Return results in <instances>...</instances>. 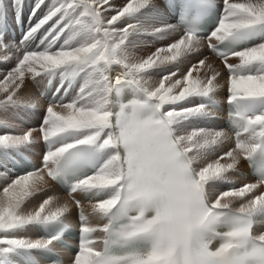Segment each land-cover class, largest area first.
Returning a JSON list of instances; mask_svg holds the SVG:
<instances>
[{"label":"snow or ice","instance_id":"6c2138e0","mask_svg":"<svg viewBox=\"0 0 264 264\" xmlns=\"http://www.w3.org/2000/svg\"><path fill=\"white\" fill-rule=\"evenodd\" d=\"M164 7L34 0L17 44L5 39L8 17L23 26L24 0H0V65L15 60L0 79V116L35 113L47 100L38 127L0 118L4 167L45 146L40 167L0 189V264H40V255L63 264L57 247L68 248L73 206L80 228L71 264H264V231H255L264 225V0ZM178 33L137 57V48ZM205 46L227 72L231 137L207 126L219 120L225 84L207 56L192 62ZM28 80L43 90L22 96ZM230 139L234 147L220 153ZM242 161L256 182L237 187ZM49 181L66 186L70 201L47 196L29 207ZM33 228L45 235H26Z\"/></svg>","mask_w":264,"mask_h":264},{"label":"bare ground","instance_id":"6f19581e","mask_svg":"<svg viewBox=\"0 0 264 264\" xmlns=\"http://www.w3.org/2000/svg\"><path fill=\"white\" fill-rule=\"evenodd\" d=\"M27 2V1H26ZM29 4L28 5H24V11H23V19L27 25V28L29 27V21H28V16H29V12L34 4V0H29L28 1ZM114 2L117 5H123L126 0H114ZM159 6L161 7V9H163L165 12H167V9L164 7V0H157ZM218 4L221 3V0H217ZM10 15V14H9ZM38 15H40L38 13ZM11 16V15H10ZM10 18V17H8ZM169 18L172 20V22L175 23V18L171 15H169ZM14 19V18H13ZM32 23H35V21L33 20ZM179 36V33L176 36H173L170 38V40H166L163 41L165 44L171 42V40L177 39ZM22 35H19L17 37V40L15 42H17V44L19 43V41L21 40ZM161 42L155 43V44H150V46L148 47H143L141 46L140 48L136 49V55L137 57H146L147 55H149L151 52L155 51V49L160 45ZM206 44V41H205ZM206 48V49H205ZM205 48L203 49L201 55L199 57H194L192 59V62H195L196 59H200L203 58L204 56H207L209 58V63L214 64L215 66H217L222 72H223V77L221 79V84H225V87L221 89L220 93L218 94V99L221 102L222 111H219L217 113V115L219 116V120L217 122H214L210 125L212 128H216V129H222L223 131L227 132L229 134V136L231 137V134L224 128H222L224 121L226 119V112H225V108H226V97H227V91H226V79H227V72L225 69H223L222 63L219 59H217L215 56H213L209 50L207 49V47L205 46ZM14 61V60H13ZM12 61V62H13ZM12 62L9 64H3L0 65V79L3 78V76L6 74L7 70L9 68H11ZM231 63H236L235 60L230 61ZM188 68V64L186 63L181 69H180V73L183 74ZM160 78V73H157L154 75L153 78V85H155L158 80ZM44 88V84L41 83L39 85L34 84L31 82V80H28L26 83V87L24 88V90L21 92L22 96H27V95H37L41 90H43ZM40 103L43 107H41L38 111H36L35 113L32 112H26L23 109L18 110V111H10L8 113L7 116H0V118L2 119H7L9 122H12L14 124H17L20 126V129H27V128H35L39 126V123L44 115V109L47 107V102L45 101V99H41ZM3 131H5L4 129H0V133H2ZM231 147H234V141L233 140H229L228 142H226L222 148L220 149V153L225 152L227 150H229ZM29 155H31L36 161H39L40 158H42L43 155V143L41 142L35 149L33 152L28 153ZM7 166L4 167L2 164H0V173H4L7 172V177L5 178L4 176L0 175V189H2L3 186L6 185V183L10 182L11 179L15 178L16 175L14 173H12V171L9 168V160L4 162ZM239 172L240 173H244L246 175V177H242V176H235L234 180H235V186L239 187L243 184L246 183H255L256 181L253 180L250 176H249V170H248V166L246 161H242L240 166H239ZM49 190L46 192L41 193L40 195H38L37 197H35L31 204L29 205V207L34 208L36 206H38V204L47 196H54L57 198V203H64L65 201H70V197L68 194L63 193L52 181H49ZM223 187L221 188V190H223ZM263 190V189H262ZM77 198L81 199L82 198L79 196V194H77ZM82 204L84 207V211L85 213H89L91 208H90V204L87 201H83L82 200ZM78 210L73 206L72 211L68 214L67 216V222H71V223H76V215H77ZM91 222L93 224L96 223H100V221L96 220L95 218H90ZM255 231L257 233H259L260 231H264V225H259L255 228ZM26 235L30 236L33 239L39 238L38 233L36 231V228H33L31 230H29V232L26 233ZM64 257L66 260L67 264H71L72 259L74 258V256L68 254V253H64Z\"/></svg>","mask_w":264,"mask_h":264},{"label":"rangeland","instance_id":"374dc122","mask_svg":"<svg viewBox=\"0 0 264 264\" xmlns=\"http://www.w3.org/2000/svg\"><path fill=\"white\" fill-rule=\"evenodd\" d=\"M26 1H27V2H26ZM28 1H29V0H24V5H28V4H29ZM9 14L11 15V16L9 15V17H10V18H13L11 12H10ZM162 43L165 44L164 42H161L160 45H161ZM157 44H158V42H157ZM204 48H205V47H204ZM205 49H206V48H205ZM14 64H15V60L12 62V65H13V66H14Z\"/></svg>","mask_w":264,"mask_h":264}]
</instances>
